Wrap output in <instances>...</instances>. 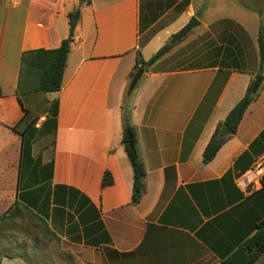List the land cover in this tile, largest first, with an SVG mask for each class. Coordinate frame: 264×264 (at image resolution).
Instances as JSON below:
<instances>
[{
    "label": "crops",
    "instance_id": "crops-1",
    "mask_svg": "<svg viewBox=\"0 0 264 264\" xmlns=\"http://www.w3.org/2000/svg\"><path fill=\"white\" fill-rule=\"evenodd\" d=\"M78 7L61 91L18 95L23 51L58 47ZM2 14L0 112L9 120H0V186L87 255L83 263L222 264L255 232L264 175L253 183L245 174L264 159V0H12ZM193 16L199 24L139 81L132 117L147 177L133 204L121 105L138 51L149 59ZM259 74L236 133L204 162ZM106 171L113 182L103 186Z\"/></svg>",
    "mask_w": 264,
    "mask_h": 264
},
{
    "label": "trees",
    "instance_id": "trees-1",
    "mask_svg": "<svg viewBox=\"0 0 264 264\" xmlns=\"http://www.w3.org/2000/svg\"><path fill=\"white\" fill-rule=\"evenodd\" d=\"M83 2L89 3L90 0H82ZM246 6H250L245 2ZM261 11L260 9H256ZM81 18V9L71 11L69 13V24H70V34L69 37L63 39L61 44L55 48H35L23 51L21 55V67L19 71V78L17 84V94H28L33 92H43V93H58L63 88L64 84V74L67 66L68 55L71 51L72 44L74 41V31ZM264 23V22H263ZM260 52H261V63L264 67V24H261L260 36ZM177 42H167L165 43L152 57L145 59L140 51H138L137 61L135 64V70L147 68L152 65L155 61L160 59L164 54H166L171 48L176 45ZM135 75V72L132 74ZM252 82L245 96L235 105V107L230 111L226 119L219 123L217 129L215 130L211 140L207 144L205 151L203 153L204 162H210L217 154L221 146L226 142V140L235 134L238 126L247 111L249 105L258 96V92H253ZM137 87L133 91L127 90L125 97L121 105L122 112V124H123V135L122 144L127 153L129 161L133 167L134 172V182H133V193H132V203L137 204L141 201L144 193L146 192V177L147 169L145 166L144 159L142 157L139 145V130L135 122L133 121L132 111L134 107V98ZM56 103L58 113L59 109V99L52 101ZM52 111V110H51ZM223 126H227L229 133L225 136H221V131ZM113 179L109 171H106L103 176L102 184L107 186L112 184ZM25 210L28 212L29 216L36 218L37 222L42 225V229L45 234L51 235L53 238L61 241L57 235H55L45 220L40 217L35 211H33L29 206L16 200L12 208L0 211V224L6 225L8 228L11 226L13 219L20 217ZM37 227L38 224L36 223ZM0 228V237L2 235ZM5 256L13 257L8 251H4ZM264 255V220H261L255 229V232L248 237L244 242H242L230 256L222 260V264H254Z\"/></svg>",
    "mask_w": 264,
    "mask_h": 264
},
{
    "label": "rangeland",
    "instance_id": "rangeland-1",
    "mask_svg": "<svg viewBox=\"0 0 264 264\" xmlns=\"http://www.w3.org/2000/svg\"><path fill=\"white\" fill-rule=\"evenodd\" d=\"M11 3L12 0H0V16L11 6ZM0 116L1 121L8 122L9 119L4 110L0 112ZM13 195V187L11 188L10 185H6L5 183L0 186L1 212L13 207ZM21 209L23 210V208ZM23 211L24 213L20 217L12 220L11 225L13 226L10 228L0 224V228L2 229L0 237V264L8 258H20L29 264H86V262H82L84 260L82 258L84 256L87 257V255H83V252L71 247L62 240L58 241L51 235L45 234L42 225L36 221L37 219L31 215L29 216L25 210ZM36 223L38 224L37 227L35 226ZM5 250L13 257L5 256Z\"/></svg>",
    "mask_w": 264,
    "mask_h": 264
},
{
    "label": "water",
    "instance_id": "water-1",
    "mask_svg": "<svg viewBox=\"0 0 264 264\" xmlns=\"http://www.w3.org/2000/svg\"><path fill=\"white\" fill-rule=\"evenodd\" d=\"M197 24H199V19L197 18V16H193L190 19V21L181 28L179 33L173 39V42L176 40V38L181 39V38L185 37ZM143 73H144L143 68H140L135 73V75L133 76L131 83L129 85V91H133L137 87ZM262 79H263V75H261V74L257 75L256 80H255L254 85H253V92L254 93H256L258 91V89L261 85ZM228 133H229V129L227 128V126H223L222 131H221V136H225Z\"/></svg>",
    "mask_w": 264,
    "mask_h": 264
},
{
    "label": "built area",
    "instance_id": "built-area-1",
    "mask_svg": "<svg viewBox=\"0 0 264 264\" xmlns=\"http://www.w3.org/2000/svg\"><path fill=\"white\" fill-rule=\"evenodd\" d=\"M246 176L251 177L254 183V180L260 179L264 175V159H260L255 163V165L247 171Z\"/></svg>",
    "mask_w": 264,
    "mask_h": 264
}]
</instances>
